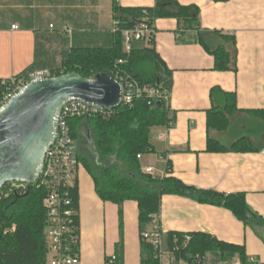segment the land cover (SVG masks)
Here are the masks:
<instances>
[{
  "label": "crops",
  "instance_id": "obj_1",
  "mask_svg": "<svg viewBox=\"0 0 264 264\" xmlns=\"http://www.w3.org/2000/svg\"><path fill=\"white\" fill-rule=\"evenodd\" d=\"M117 1L123 7L146 8L153 7L157 0ZM177 1L200 8L203 29L236 37L238 71L215 70V58L196 40V32H187L182 40L178 39L177 19L156 20L154 47L172 72L167 108L174 114V125L152 128L155 150L141 156L142 170L151 167L155 177L175 176L198 189L225 194L244 192L250 207L264 218L261 149H206L214 87L235 93L238 107L244 111L264 109V0ZM113 3L114 0H0V79L19 75L30 67L57 68L75 47H111L115 34ZM239 118L247 124L243 125V136L254 135L257 125H261L246 114ZM260 131L263 147L264 126ZM234 132L220 137L225 141ZM77 180L80 264H107V257L117 253L121 240L122 263L142 264L138 203L129 200L123 204L121 226L120 206L99 197L84 166ZM158 219L166 234L207 232L220 240L244 245L250 259L264 264V227L246 225L222 206L200 203L186 195L166 194Z\"/></svg>",
  "mask_w": 264,
  "mask_h": 264
},
{
  "label": "trees",
  "instance_id": "obj_2",
  "mask_svg": "<svg viewBox=\"0 0 264 264\" xmlns=\"http://www.w3.org/2000/svg\"><path fill=\"white\" fill-rule=\"evenodd\" d=\"M113 13V45L107 48H72L62 64L51 69L52 76L68 72H77L87 78H93L99 73H107L113 77L118 74L130 76L140 84L171 87L172 72L156 51L154 36L148 41H136L146 45L139 47L134 43L132 50L128 52L122 34L124 30L140 25L154 29L156 20L160 18L177 19L176 33L180 40L187 32H196V40L214 56L215 70L238 71L236 37L218 30L203 29L200 8L195 4L183 5L177 0H157L153 7L143 8L123 7L114 0ZM34 70L30 67L14 77H25ZM4 86L1 84L0 99ZM211 99L212 108L208 111V152H248L263 148L260 146V135L263 131L260 130L264 126V109L244 111L238 107L236 94L220 87L212 89ZM245 114L259 120L261 125L256 127V133L252 136H239L231 143L222 140L221 134L235 131L237 125L242 122L246 124V121L241 122L239 118ZM168 122L167 105L163 102L149 104L145 97L137 99L133 105L122 104L105 117H73L69 121L73 137L78 142L80 161L93 178L99 197L120 206L121 226L123 204L129 200L138 203L142 264H159L156 250L144 239L143 234L152 225L153 219L159 216L162 197L166 194L186 195L200 203L222 206L246 225L264 227V218L250 207L244 192L225 194L198 189L187 185L178 177L158 178L142 170L138 155L155 150L151 143L152 128L167 126ZM88 132L92 133L91 141L87 140ZM10 185L11 183H7L3 187L2 191L9 192V195L3 197L0 202V264H47L46 228L49 216L44 199L50 188L35 186L25 193H15L10 192ZM70 192L73 206L77 210L73 224L80 236L78 180ZM187 234L191 240L186 242ZM122 242L123 240L115 253L118 264H123ZM166 242L169 249L176 251L178 259L182 258L188 262L209 254L217 262L239 258L243 264H253L244 245L220 240L207 232H169L166 234ZM72 246L71 254H79V240Z\"/></svg>",
  "mask_w": 264,
  "mask_h": 264
},
{
  "label": "built area",
  "instance_id": "obj_3",
  "mask_svg": "<svg viewBox=\"0 0 264 264\" xmlns=\"http://www.w3.org/2000/svg\"><path fill=\"white\" fill-rule=\"evenodd\" d=\"M124 37L125 49L132 50L136 41L150 40L154 36V29L140 25L134 29H126L122 32ZM51 70H34L22 78L10 77L0 79L4 86L0 107L8 100L14 97L32 80L51 77ZM122 86L121 105H133L134 102L145 97L149 104L163 102L168 105L170 97V87L162 85L140 84L136 79L130 76L118 75L114 77ZM113 109H106L95 104L84 102L80 99H73L64 105L58 125V133L54 143L47 150L43 169L38 180L30 185L25 182H10V192L25 193L32 187L47 186L50 192L44 199V205L48 211V226L46 228L48 240V261L47 264H80L79 254L72 255L74 244L78 243L80 236L76 233L74 227V216L77 214L73 206L71 196V187L78 179L79 167L82 162L79 158L78 142L73 137L70 119L73 117H95L107 116ZM168 128L174 125V114L168 110ZM264 156V146L261 149ZM142 155H138L140 159ZM147 173L153 174L154 169L146 168ZM9 192H0V202L3 197H7ZM1 209V203H0ZM144 239L156 250V256L159 264H243L239 258L230 261L217 262L213 256L207 254L198 256L188 262L185 259H178L176 251L169 249L166 242V233L160 226L158 217L153 219L151 227L143 234ZM190 235L185 236V241H190ZM178 249V247H175ZM253 264H257L254 258H251ZM107 264H118L115 254L111 255ZM120 264V263H119Z\"/></svg>",
  "mask_w": 264,
  "mask_h": 264
},
{
  "label": "water",
  "instance_id": "obj_4",
  "mask_svg": "<svg viewBox=\"0 0 264 264\" xmlns=\"http://www.w3.org/2000/svg\"><path fill=\"white\" fill-rule=\"evenodd\" d=\"M121 97V84L107 73L87 78L68 72L28 83L0 107V192L10 182L38 180L65 104L80 99L115 109Z\"/></svg>",
  "mask_w": 264,
  "mask_h": 264
},
{
  "label": "rangeland",
  "instance_id": "obj_5",
  "mask_svg": "<svg viewBox=\"0 0 264 264\" xmlns=\"http://www.w3.org/2000/svg\"><path fill=\"white\" fill-rule=\"evenodd\" d=\"M253 123H257L256 120H251ZM243 125L247 126V124L245 123H240L237 125L236 129H235V132L228 138L227 140H225V142H231L232 140L238 138L239 136H242L246 133V130L243 128ZM258 126V125H257ZM248 128V127H247ZM92 133L91 132H88V135H87V140L88 141H91L92 140V137H91ZM83 169V164L79 167V171H81Z\"/></svg>",
  "mask_w": 264,
  "mask_h": 264
}]
</instances>
